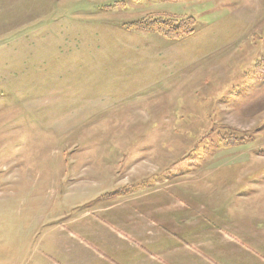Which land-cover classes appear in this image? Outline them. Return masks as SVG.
I'll use <instances>...</instances> for the list:
<instances>
[{
	"label": "rangeland",
	"instance_id": "rangeland-1",
	"mask_svg": "<svg viewBox=\"0 0 264 264\" xmlns=\"http://www.w3.org/2000/svg\"><path fill=\"white\" fill-rule=\"evenodd\" d=\"M36 229L264 264V0H0V260Z\"/></svg>",
	"mask_w": 264,
	"mask_h": 264
},
{
	"label": "crops",
	"instance_id": "crops-1",
	"mask_svg": "<svg viewBox=\"0 0 264 264\" xmlns=\"http://www.w3.org/2000/svg\"><path fill=\"white\" fill-rule=\"evenodd\" d=\"M132 231L138 235L141 229H132ZM50 233L51 231L43 240L39 229L32 231V238L30 237L26 244L19 246L16 264H121L113 257L82 243L68 244L61 239L54 241L53 237L48 236ZM148 246L156 245L151 241ZM130 248L121 244L115 253L118 254ZM0 264H8V262L2 259Z\"/></svg>",
	"mask_w": 264,
	"mask_h": 264
},
{
	"label": "trees",
	"instance_id": "trees-1",
	"mask_svg": "<svg viewBox=\"0 0 264 264\" xmlns=\"http://www.w3.org/2000/svg\"><path fill=\"white\" fill-rule=\"evenodd\" d=\"M193 22L190 21H182L179 24H173L170 21H163V20H153L151 22L145 21L135 25L136 28L144 31H148L151 33H159L165 37L170 38H181L187 35H191L193 30L185 29L188 23ZM193 24L191 25V27Z\"/></svg>",
	"mask_w": 264,
	"mask_h": 264
}]
</instances>
